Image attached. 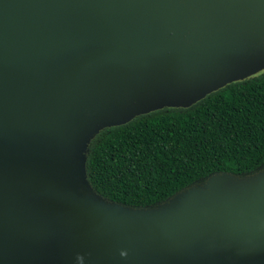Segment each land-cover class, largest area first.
Here are the masks:
<instances>
[{
    "label": "water",
    "instance_id": "obj_1",
    "mask_svg": "<svg viewBox=\"0 0 264 264\" xmlns=\"http://www.w3.org/2000/svg\"><path fill=\"white\" fill-rule=\"evenodd\" d=\"M240 67L264 70V0H0V264H264V172L143 212L86 180L100 128L222 73L188 107Z\"/></svg>",
    "mask_w": 264,
    "mask_h": 264
},
{
    "label": "trees",
    "instance_id": "obj_2",
    "mask_svg": "<svg viewBox=\"0 0 264 264\" xmlns=\"http://www.w3.org/2000/svg\"><path fill=\"white\" fill-rule=\"evenodd\" d=\"M264 165V75L232 84L185 111L143 116L93 146L88 179L106 199L152 207L215 173Z\"/></svg>",
    "mask_w": 264,
    "mask_h": 264
},
{
    "label": "rangeland",
    "instance_id": "obj_3",
    "mask_svg": "<svg viewBox=\"0 0 264 264\" xmlns=\"http://www.w3.org/2000/svg\"><path fill=\"white\" fill-rule=\"evenodd\" d=\"M257 70H251L249 71V67H240L237 69H234V71L231 73V76H233V80H228L224 86L220 87V88H216L214 89L212 92L206 94L203 98H206L207 96H210L232 84H236V83H242L245 81H249V80H253V79H259L264 75V70H262L261 72L257 73ZM220 77L222 76V73H216V71L214 70V73H209L208 71L203 72L196 82H194V84H192V87L188 90V91H179L178 89H180V87H173L172 84H167L164 85L163 87H160L157 91V93L154 96L151 97H147L144 100L141 101L140 106H142L141 110H143V114L142 113H138L135 116H133L130 120H128L127 122H125V124H127L128 122H131L137 118L143 117V116H147V115H151V114H156V113H165V112H170V111H185L188 110L192 107H194L195 105H197L199 102L202 101V98L199 99L198 101L192 103L190 106L188 107H175L177 105H180V102H184L186 101L189 96L197 91V90H202L203 88H208L209 86H213L216 85L217 83H219V81H222L220 79ZM125 124H121L120 126H124ZM119 127L118 125H113V126H109V127H102L100 128L95 134H93V137H91L88 142H87V149L86 152L84 154L85 156V171L87 172V161H88V157L89 154L91 152V149L93 148V146L96 144V142L104 135L106 134L109 130L115 129ZM264 172V165L262 167H260L259 169H257L256 171L249 173V174H245L244 176H249V175H257L259 173H263ZM210 178V177H209ZM208 179V177H206V179H203L199 182L194 183V185L196 184H201L204 183L206 180ZM86 180L90 186V194L93 198L95 199H99L100 196L95 192L93 186L91 185V183L89 182L88 179V174L86 173ZM246 181H249V177H247L245 179ZM129 207L130 209L128 210H137L138 212H143L141 210H145L148 209L150 207H130V206H124V208ZM131 212V211H130Z\"/></svg>",
    "mask_w": 264,
    "mask_h": 264
},
{
    "label": "clouds",
    "instance_id": "obj_4",
    "mask_svg": "<svg viewBox=\"0 0 264 264\" xmlns=\"http://www.w3.org/2000/svg\"><path fill=\"white\" fill-rule=\"evenodd\" d=\"M121 255L123 256V255H125V253H121Z\"/></svg>",
    "mask_w": 264,
    "mask_h": 264
}]
</instances>
